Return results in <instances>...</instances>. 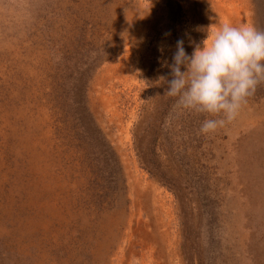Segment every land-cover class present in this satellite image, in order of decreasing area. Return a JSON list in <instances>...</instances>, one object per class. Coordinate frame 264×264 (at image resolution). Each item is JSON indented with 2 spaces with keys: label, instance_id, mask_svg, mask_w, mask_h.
Wrapping results in <instances>:
<instances>
[{
  "label": "rangeland",
  "instance_id": "rangeland-1",
  "mask_svg": "<svg viewBox=\"0 0 264 264\" xmlns=\"http://www.w3.org/2000/svg\"><path fill=\"white\" fill-rule=\"evenodd\" d=\"M224 23L264 0H0V264H264V83L202 134L160 81Z\"/></svg>",
  "mask_w": 264,
  "mask_h": 264
},
{
  "label": "clouds",
  "instance_id": "clouds-1",
  "mask_svg": "<svg viewBox=\"0 0 264 264\" xmlns=\"http://www.w3.org/2000/svg\"><path fill=\"white\" fill-rule=\"evenodd\" d=\"M209 30L191 56L184 41L178 40L174 62H165L172 79L160 77L168 84L165 96L176 97L179 108L212 117L201 123L202 134L234 121L247 98L264 83V30L228 23Z\"/></svg>",
  "mask_w": 264,
  "mask_h": 264
}]
</instances>
